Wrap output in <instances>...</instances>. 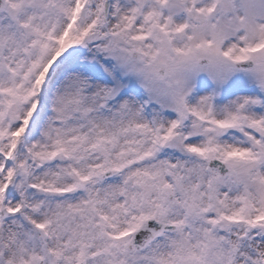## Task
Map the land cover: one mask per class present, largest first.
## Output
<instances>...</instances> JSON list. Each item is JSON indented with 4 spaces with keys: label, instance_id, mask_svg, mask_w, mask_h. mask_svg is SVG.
Returning <instances> with one entry per match:
<instances>
[{
    "label": "snow or ice",
    "instance_id": "6c2138e0",
    "mask_svg": "<svg viewBox=\"0 0 264 264\" xmlns=\"http://www.w3.org/2000/svg\"><path fill=\"white\" fill-rule=\"evenodd\" d=\"M0 264H264V0H0Z\"/></svg>",
    "mask_w": 264,
    "mask_h": 264
}]
</instances>
